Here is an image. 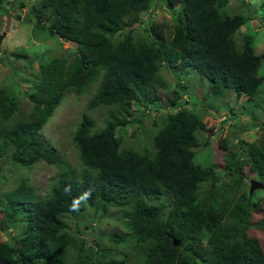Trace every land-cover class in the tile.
<instances>
[{"label": "trees", "instance_id": "obj_1", "mask_svg": "<svg viewBox=\"0 0 264 264\" xmlns=\"http://www.w3.org/2000/svg\"><path fill=\"white\" fill-rule=\"evenodd\" d=\"M10 1L0 0V13ZM153 1L38 0L28 7L32 34L69 42L73 56L53 55L35 65L31 88L21 89L30 104L24 118H17L18 83L0 84V157L8 153L7 162L22 169L38 161L60 169L41 197L24 175L13 188L0 189V232L19 225L15 237H0V264H127L126 252L118 257L95 240L87 243L77 222L87 209L98 216L112 213L125 231L113 232L111 241L136 249L141 264H264V203L256 190L242 191L249 178L241 161L248 156V171L257 181L264 178V120L258 123L260 139L239 138L235 149L227 144L222 161L213 152L209 161L195 158L208 150H198L208 141L199 139L203 128L195 104L226 99L229 90L254 99L264 82V49L256 52L251 30L238 35L252 12L244 0L239 10L228 8V0H165L174 13L167 28L142 18ZM22 6L25 0H13L12 9ZM137 29L144 33L138 39ZM167 68L183 89L194 72L205 77V92L191 94L194 103L184 100L177 108L166 97L175 107L157 120L142 149L121 147L119 131L139 123L138 111L147 114L149 105L163 111L162 92L171 86L163 74ZM94 82L85 108L105 106L107 117L97 127L82 114L72 133L82 165L76 171L40 131L66 93L82 94ZM87 190L90 198L74 209ZM254 214L261 216V237L248 231Z\"/></svg>", "mask_w": 264, "mask_h": 264}, {"label": "rangeland", "instance_id": "obj_2", "mask_svg": "<svg viewBox=\"0 0 264 264\" xmlns=\"http://www.w3.org/2000/svg\"><path fill=\"white\" fill-rule=\"evenodd\" d=\"M37 1L25 0L27 7L22 6L14 10L12 9L13 0H11L4 6V9L0 13V84L8 86L12 82L11 79L19 84L14 85V88L18 90L17 98L20 100L21 115L17 118H24L30 109L27 97L21 89L28 91L31 88L30 82L34 78V73L37 72H35V65L39 61L46 60L53 55H64L69 59L73 56L72 51L69 50L71 48L69 42L58 39V37L47 39L43 33L40 35L39 32L37 33L35 31L32 34L33 23L27 19V9L29 6L36 4ZM244 1L246 2V6L250 8L253 19L245 26L240 27L238 35L240 36L245 31L251 30L252 32H248L254 35L256 39L255 50L259 53L264 49V11L260 8L261 0ZM227 7L232 10H239L241 0H228ZM151 9L150 16H148V12L142 14L143 19L150 17V20L152 19L155 22H164L167 28L172 27L174 13L172 8L166 5L165 0H154ZM145 23H141L139 26L144 27L146 25ZM140 35H144V33L140 29H137L135 37L138 39ZM14 53H24L27 57L18 59L13 55ZM163 74L166 80L171 82L168 90L162 92V103H164L163 111L157 110L154 105L147 107V114L142 115L138 111L134 116H137L141 122L128 124L123 128V132L119 131V134L122 136L121 147L128 148L136 145L141 150L143 138L149 141L154 129H156L157 120L167 110H173L172 108L175 105L176 108L179 107V104L184 100L188 104H193L194 100L190 95H193L195 92L204 93L206 83L208 84L205 77L194 72L196 77L192 76L188 80L190 83L189 88L183 89L173 84L177 79L170 72L169 68ZM96 85L97 83L94 82L86 92L79 95L73 92L66 93L61 103L55 108L53 114L40 131L41 138L59 151L66 162L76 171L81 170L82 165L78 159V151L72 141V133L82 114L87 113L90 115L95 120L97 127L103 125L107 117V109L105 106H99L91 110H86L85 108L96 89ZM173 89L175 92L172 91ZM166 97L174 101L175 105L173 107L170 103H166ZM226 99H214L210 97L204 102L200 101L195 104L194 108L200 113L202 120L201 128H203L200 130L199 139L203 142L205 140L208 141L207 145L202 144L198 148L201 152L208 147V150L206 149L200 155L196 154L195 158L198 161H209L212 157L211 152H213V158L216 161H222L221 152H224L227 144H232L230 147L235 149L238 148L237 139L239 138L248 143H253L260 139L263 128L258 123L264 120V82L260 85L259 94L254 99H248L242 95L236 96L233 90L227 92ZM229 108H235V111L232 112ZM252 124L254 126H251ZM251 134H255V137H251ZM7 156L8 153L0 157L1 190L13 188L19 177L24 175L28 177L29 182L35 187L36 195L41 197L50 188L60 171L55 165H50L42 161L34 163L29 169H22L8 163L6 160ZM241 161L245 166V172L249 180L255 178L253 173L248 171V156H242ZM249 180L247 179L245 181V186H243L242 191L249 187ZM260 182L264 183V178ZM254 190H256L255 195L257 198H260L264 203V188H255ZM167 210L168 207L163 209L164 212H167ZM111 215L112 213L107 214V216H98L91 209H87L79 215L77 222H79L81 229L85 230L83 236L87 240V243L93 244L95 240L107 250L117 251L119 253L117 255L118 257L126 252L128 258L127 264H141V256L136 249H132L127 245H116L115 242L111 241L110 238L113 232L125 231L121 227H116V222ZM252 218L253 220L250 222L248 231L250 234L261 237V234H263V230L259 228L261 216L254 214ZM9 230H11L9 234L4 231L0 232V237L4 240H10L11 237H15L19 230V225L15 224Z\"/></svg>", "mask_w": 264, "mask_h": 264}, {"label": "clouds", "instance_id": "obj_3", "mask_svg": "<svg viewBox=\"0 0 264 264\" xmlns=\"http://www.w3.org/2000/svg\"><path fill=\"white\" fill-rule=\"evenodd\" d=\"M152 11L151 8H149V11ZM149 11L147 10V12L149 13ZM0 40H1V36H0ZM254 179V178H253ZM251 180V179H250ZM260 182V181H259ZM263 183V182H262ZM264 185V184H263ZM250 187V185H249ZM66 191H70V189H66ZM91 196V190H87L85 191L78 199H75L74 202H73V208L75 209L76 206L78 205L79 202L81 201H85L87 200L88 198H90Z\"/></svg>", "mask_w": 264, "mask_h": 264}, {"label": "water", "instance_id": "obj_4", "mask_svg": "<svg viewBox=\"0 0 264 264\" xmlns=\"http://www.w3.org/2000/svg\"><path fill=\"white\" fill-rule=\"evenodd\" d=\"M263 186H264L263 183H261V182L255 180V179H251V180H250L249 191L252 192L255 188H261V187H263ZM173 243L176 245V244L179 243V241L176 240V239H173Z\"/></svg>", "mask_w": 264, "mask_h": 264}]
</instances>
